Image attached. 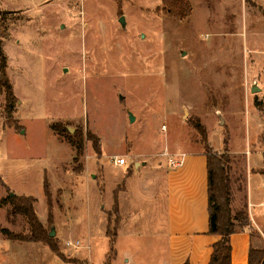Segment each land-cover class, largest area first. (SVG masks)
Masks as SVG:
<instances>
[{"label":"rangeland","instance_id":"rangeland-1","mask_svg":"<svg viewBox=\"0 0 264 264\" xmlns=\"http://www.w3.org/2000/svg\"><path fill=\"white\" fill-rule=\"evenodd\" d=\"M0 11L15 97L8 108L0 89V201L32 204L63 257L0 234V264H103L106 232L111 264H159L144 174L124 175L167 143L205 152L197 124L226 161L232 213L246 212L247 192L264 217V0H0ZM1 228L31 235L9 203Z\"/></svg>","mask_w":264,"mask_h":264},{"label":"crops","instance_id":"crops-1","mask_svg":"<svg viewBox=\"0 0 264 264\" xmlns=\"http://www.w3.org/2000/svg\"><path fill=\"white\" fill-rule=\"evenodd\" d=\"M250 89L251 92L253 89L258 91L253 84ZM172 161L178 166L171 165ZM134 165L136 170L132 173L126 171L124 178L134 174L139 178L140 174H144L140 189L147 193L150 202L155 203L149 223L154 227L150 234H157L150 236V242L164 243L158 253L163 252L167 256L159 264H208L212 245L219 240V236L208 233L205 152L180 146L168 148L167 143L151 161L136 159ZM141 170L144 171L140 173ZM246 199L249 225L229 238L231 264H247L249 251L259 249L264 242V217L255 212V205L248 202L247 192ZM160 201L163 211L157 208ZM118 210L120 214L119 204Z\"/></svg>","mask_w":264,"mask_h":264},{"label":"trees","instance_id":"trees-1","mask_svg":"<svg viewBox=\"0 0 264 264\" xmlns=\"http://www.w3.org/2000/svg\"><path fill=\"white\" fill-rule=\"evenodd\" d=\"M0 15H2L1 11ZM5 68L6 57L4 56L0 46V89L4 91L7 107L10 108L15 102V97L13 95L12 87L6 78ZM257 105L260 108L259 111L262 112L260 104ZM51 129H53V126H51ZM195 129L201 136L203 144L206 146L205 156L207 170L208 233L219 236V240L212 245V252L208 264H231L229 238L231 235L242 231L249 225L247 205L244 206L246 212L232 213L230 208L231 193L229 189L228 175L224 166L226 161L211 154L212 152L209 149V145H207L208 139L205 137L204 129L198 124ZM258 141H261V136H259ZM69 144L74 152L73 162H75L82 154V144L73 140L69 141ZM43 188L45 190V184L43 185ZM21 200L22 199H19L10 193L6 198L0 201V206L9 203L11 204L13 211L20 212L26 216L31 229V235L19 236L6 228H1V236L6 240L11 241L45 243L50 251L56 254V257L59 260L63 261L62 255L58 253L57 246L51 245L50 240L45 237L42 227L38 224L34 215L32 204H30L28 208H24L21 204ZM114 204V211L118 214V202H115ZM109 223L110 220L107 226ZM106 237L109 239L110 248L103 264H111L116 257V251L113 247L116 234L109 236L108 232H106ZM74 261L79 263L78 260ZM81 262L86 263V261ZM183 264L187 263L185 262ZM247 264H264V249H251L248 254Z\"/></svg>","mask_w":264,"mask_h":264},{"label":"built area","instance_id":"built-area-1","mask_svg":"<svg viewBox=\"0 0 264 264\" xmlns=\"http://www.w3.org/2000/svg\"><path fill=\"white\" fill-rule=\"evenodd\" d=\"M161 128H162V130H165V126L164 125ZM124 162H125V160L123 158H118V159H115L114 164L117 165V166H123ZM171 165L178 166V163L175 162V161H172Z\"/></svg>","mask_w":264,"mask_h":264},{"label":"water","instance_id":"water-1","mask_svg":"<svg viewBox=\"0 0 264 264\" xmlns=\"http://www.w3.org/2000/svg\"><path fill=\"white\" fill-rule=\"evenodd\" d=\"M119 23L121 24V25H124V19H123V17H120V19H119ZM253 92L254 91H256L255 89H253L252 90ZM129 116H130V120L132 121L133 120V116L129 113ZM54 229H51L50 230V233H49V237H53L54 236Z\"/></svg>","mask_w":264,"mask_h":264}]
</instances>
